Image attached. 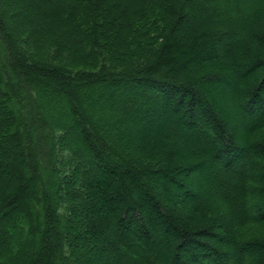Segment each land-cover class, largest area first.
Here are the masks:
<instances>
[{
  "label": "trees",
  "instance_id": "trees-1",
  "mask_svg": "<svg viewBox=\"0 0 264 264\" xmlns=\"http://www.w3.org/2000/svg\"><path fill=\"white\" fill-rule=\"evenodd\" d=\"M161 102L184 133L120 125ZM98 244L264 264V0H0V264H91Z\"/></svg>",
  "mask_w": 264,
  "mask_h": 264
},
{
  "label": "rangeland",
  "instance_id": "rangeland-1",
  "mask_svg": "<svg viewBox=\"0 0 264 264\" xmlns=\"http://www.w3.org/2000/svg\"><path fill=\"white\" fill-rule=\"evenodd\" d=\"M197 7H200V4ZM195 8H196V6H195ZM146 92H147V94L149 93L148 91H146ZM221 92L224 93L223 94L224 97L229 102L228 111H229L231 117H235L237 108L240 104L237 101H236V105H235V103L233 104V98L230 95V92H224V91H221ZM108 96L110 98H112L113 101H115L117 99L115 92H109ZM125 97L126 96H123V95L121 96V98L123 100ZM125 109H126V107H123V106L119 108V110H121V111H126ZM156 110H157V112L155 113L153 111L150 112L151 110L149 109V112L151 113L152 118L144 120L143 118H141V116L145 111H147V107L146 106L145 107L140 106L139 104L135 105L131 109H127L126 113L129 111L128 112L129 114L127 113V115H125V116L122 115V120H121L120 125H122L124 130L129 132V133L130 132H136L138 134H141L144 137L146 136L149 138H150V136L163 135L166 128H168L169 122L175 123V128H176L177 133L181 134V133L185 132L184 128H183L185 126L184 125L185 121H182L180 119H178L176 121L175 119H173L172 116L170 115V113H168L167 108L165 106V103L164 104H162V102L159 103ZM195 123L197 125H199L198 124L199 121H197V122L195 121ZM196 131L193 132V135L189 134V136L190 137L194 136L193 138H195ZM208 138L210 139V141L208 142L207 146L212 147V145H211L212 144V137L209 135ZM78 144H82V142L79 141ZM213 145H214V141H213ZM82 147H83V144H82ZM222 163L223 162H221V160H218L216 162V164L218 165V167H217L218 170H220V168H221L220 166L222 165ZM211 165L212 164H209L206 169H203L202 171L198 172L196 175H193L191 177V179L193 180V184L190 186V188H191V194L193 196L203 197L202 186L205 188H207L209 186L208 181H209V178L211 176L212 170H214L213 167L211 168ZM243 165H244V163L241 161H234V163H232L231 167L226 170V173H223L222 176L220 175L221 180H222V178L225 180L226 177H231V176L234 177L235 174L238 172L237 170L242 169ZM235 178H237V177H235ZM173 192L176 193V190H173ZM250 214L252 216H256V213H254V212H251ZM98 246H99V248L96 247L95 254H94L95 256L93 257L91 264H118V263H116V260H114L113 258L110 257V255H109L110 261L108 260V253H105L101 250V247L104 246L103 244H101V246H100V244H98ZM137 246L139 248H143L140 243H137ZM161 250H162V248L160 249V251H158L159 252L158 254L161 255V256L159 255V257L160 258L162 257V259L164 260V264H171L172 261L168 260L166 257H164L163 252ZM241 253H242V251H241ZM238 254H240V253H238ZM112 259H113V262L110 263ZM186 260H187V258H185L184 256H180V261L185 262ZM233 260H234V258H233ZM189 264H192V262H190Z\"/></svg>",
  "mask_w": 264,
  "mask_h": 264
}]
</instances>
